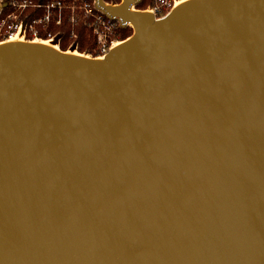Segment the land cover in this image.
<instances>
[{"label":"water","instance_id":"95a60500","mask_svg":"<svg viewBox=\"0 0 264 264\" xmlns=\"http://www.w3.org/2000/svg\"><path fill=\"white\" fill-rule=\"evenodd\" d=\"M191 1L0 46V264H264V0Z\"/></svg>","mask_w":264,"mask_h":264},{"label":"trees","instance_id":"16d2710c","mask_svg":"<svg viewBox=\"0 0 264 264\" xmlns=\"http://www.w3.org/2000/svg\"><path fill=\"white\" fill-rule=\"evenodd\" d=\"M18 2H27L32 6H44L50 3H60V13L57 9L52 11V22L43 30L41 26L37 27L38 40L46 41L47 36L51 38L53 46L58 47L62 52L77 53L84 57L96 58L100 53V46L98 39L95 35L99 26L97 25L100 20L104 23L108 19L101 15L93 5V0H16ZM148 0H141L140 4L136 6L137 10H142ZM144 2V3H143ZM108 6L119 5L120 0H104ZM89 5L91 8H89ZM87 6L89 9H84ZM8 7L4 9V14L8 13ZM86 11H90V15H85ZM42 10L27 12L26 17L23 18L25 23H29L34 19H39L42 15ZM25 17V15L23 16ZM100 18V20H99ZM56 23H59L56 25ZM120 41L127 40L130 37V28H117ZM108 44V43H107Z\"/></svg>","mask_w":264,"mask_h":264},{"label":"built area","instance_id":"2783aa9c","mask_svg":"<svg viewBox=\"0 0 264 264\" xmlns=\"http://www.w3.org/2000/svg\"><path fill=\"white\" fill-rule=\"evenodd\" d=\"M179 1L180 0H150L153 7L149 10V12L153 15L155 20L164 19L170 14L174 6ZM7 7L9 8L8 13L4 14V9ZM55 9H57V11L60 13V3L56 2L44 6H32L27 2H18L16 0H0V41L5 40L7 37H19L20 35L21 37L22 35H28L31 40H38L37 27L41 26L43 30H46V28L52 22V11ZM84 9L89 8L84 6ZM29 10H42L43 12L39 19H34L29 23H25L23 18H27L26 15ZM86 13L89 15L90 11H86ZM24 15L25 17H23ZM100 21L104 27V30L110 32L111 34L116 28H122L117 21L108 20L106 23H104L102 20ZM58 24L59 23H56V25ZM98 31L100 33L96 32L95 35L97 36V39L103 37V41L99 40L98 45L100 46V52L105 56L108 54L111 48L107 47V34H104L101 28H99ZM51 41L52 40L48 35L46 42Z\"/></svg>","mask_w":264,"mask_h":264},{"label":"rangeland","instance_id":"374dc122","mask_svg":"<svg viewBox=\"0 0 264 264\" xmlns=\"http://www.w3.org/2000/svg\"><path fill=\"white\" fill-rule=\"evenodd\" d=\"M104 1V0H103ZM188 2V1H191V0H180V2ZM93 2H94V0H93ZM179 2V3H180ZM144 3V2H143ZM120 4H121V0H120ZM119 4V5H120ZM140 4V3H139ZM93 5H94V3H93ZM111 6H114V5H111ZM116 6H118V5H116ZM116 6H114V7H116ZM137 6V5H136ZM153 7V5H152V3L150 2V0H148L147 1V3H146V5H144V7L142 8V10H137L136 9V7L135 8H133V10L134 11H136V12H141V13H148L149 12V10L151 9ZM89 8H91V6L89 5ZM94 8H95V5H94ZM85 15H88V13H86L85 12ZM90 15V14H89ZM98 26H99V28H101V30L103 31V33L104 34H107V40H106V42L108 43V48H113L115 45H117V44H122L124 41H127V40H129L130 38H131V36H133V31H132V29H131V27L129 26V28H130V37L127 39V40H124V41H120V38H119V33H117L116 34V32H117V28L113 31V33L111 34L110 32H108V31H106V30H104V27L102 26V24L99 22L98 24H97ZM108 32V33H107ZM103 34V35H104ZM102 35V34H101ZM13 37H16L17 39H19L22 43H32V42H35V43H37V42H40L39 40H31L29 37H28V35H22V37H21V35L19 36V37H17V36H13ZM10 38H12V37H7L5 40H3V41H0V44L1 43H4V42H6L8 39H10ZM99 40H101V41H103V37H100L99 39H98V41ZM41 42H43V43H47V44H49L50 46H52V47H56V49H58V47H57V45L56 46H53L52 45V43H50V42H46V41H41ZM66 53H71V52H66ZM73 54H77V53H73ZM98 54H99V56H97L96 58H94V59H99V58H102V57H104V54H102L101 52L99 53L98 52ZM107 55V54H106ZM105 55V56H106ZM89 58V57H88Z\"/></svg>","mask_w":264,"mask_h":264},{"label":"bare ground","instance_id":"6f19581e","mask_svg":"<svg viewBox=\"0 0 264 264\" xmlns=\"http://www.w3.org/2000/svg\"><path fill=\"white\" fill-rule=\"evenodd\" d=\"M193 1H200V0H192L191 2H193ZM180 2V1H179ZM177 3L175 6H174V8L172 9V11L174 10V9H178V8H180L181 6H183L184 4H186V3H188V2H180V3ZM130 12L131 13H135L136 11H134L133 10V8L130 10ZM147 13V12H146ZM148 14L151 16L152 14L150 13V12H148ZM153 16V15H152ZM157 21H160V20H157ZM130 27H131V29L133 30V32H135V26L134 25H129ZM16 44H22V42L19 40V39H17L16 37H12V38H10V39H8L6 42H4V43H1L0 44V46H5V45H16ZM29 44H32V45H39V46H42V47H48V48H51V47H49L50 45L49 44H47V43H43V42H37V43H35V42H32V43H29ZM119 46H121V44H117V45H115L113 48H112V50L111 51H113L114 49H116V48H118ZM53 50H57L56 49V47H53ZM73 57H76V56H73ZM105 58H106V56H104V57H102V58H99V59H95L96 60V62H102V61H104L105 60ZM87 60H88V58H86Z\"/></svg>","mask_w":264,"mask_h":264}]
</instances>
